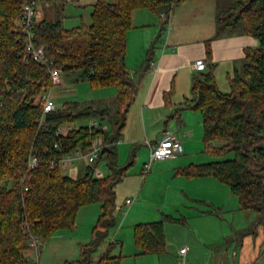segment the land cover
Returning a JSON list of instances; mask_svg holds the SVG:
<instances>
[{
  "label": "trees",
  "instance_id": "trees-1",
  "mask_svg": "<svg viewBox=\"0 0 264 264\" xmlns=\"http://www.w3.org/2000/svg\"><path fill=\"white\" fill-rule=\"evenodd\" d=\"M24 1L0 0V87L5 88L0 104V264H33L25 256L30 233L48 241L59 230L73 229L82 207L97 203L101 212L91 240L82 245L79 259L66 264H122L123 255L112 254L113 241L99 259H93L92 254L117 226L116 186L135 162L131 158L120 163L116 143L122 138L138 92L127 63L132 14L139 9L169 13L187 0H98L92 6L91 23L73 28H65L60 17H37L35 40L47 46L48 56L63 73H78L76 80H86L92 87L116 88V95L109 99L58 104L42 121L44 103L36 98L51 86V79L39 62L24 60V38L16 30ZM232 1L216 16L215 36L244 33L256 37L259 45L245 50L242 68L228 76V91L218 84L215 64L206 63L205 69L194 74L192 97L185 104L201 111L206 150L217 159L187 168L184 174L214 176L227 184L238 197L240 209L257 215L245 233L264 224V0ZM167 22L163 19L162 31ZM161 38L162 33L148 47L142 72L149 68ZM206 43L211 56L210 41ZM92 118L107 121L110 130L94 131L81 123ZM65 123H77L78 127L67 135L58 134V127ZM98 133L112 143L98 161L106 162L108 175L95 177L93 169L86 167L82 176L73 177L61 167H50L51 160L77 146L89 149L91 138ZM32 149L39 154L40 164L31 173L29 190L24 191L21 180L28 172ZM166 221L182 220L165 214L159 221L134 227L140 254L166 252ZM224 246L213 245L216 249Z\"/></svg>",
  "mask_w": 264,
  "mask_h": 264
},
{
  "label": "crops",
  "instance_id": "crops-1",
  "mask_svg": "<svg viewBox=\"0 0 264 264\" xmlns=\"http://www.w3.org/2000/svg\"><path fill=\"white\" fill-rule=\"evenodd\" d=\"M179 5L173 9L171 28L168 30L166 40H163V36L161 38V41L167 44L161 47L159 45L161 41L157 44L155 57L146 71H141V65L152 41L150 44L149 40L141 38L140 33H136L134 45L128 42V66L132 73L139 68V71L136 70V75L133 73L135 80L141 75L140 82H137L136 95V99L140 100V105L135 111L134 118L131 119L135 126L129 128V116H132L131 110L134 106L131 105L130 115L128 114L127 124L121 138L122 140L125 134L128 140L124 138L122 143L120 140L118 147L120 144L126 146L131 140L145 137V144L151 153L148 141L158 143L167 132H170L183 143L184 152L175 159L155 161L154 168L147 173L142 187L138 189L141 178L133 176L136 178L133 182L129 179L130 186L126 191V196L124 200L117 203V226L114 228L116 233L113 237L109 235L107 244L106 239L102 244L107 245V249L109 243L113 241L115 244L112 254L120 255L121 253L124 258L122 264L125 263L126 257H132L133 264L147 263L148 257H142L140 249L133 250L135 246L133 245L134 227L139 223L157 221L142 220L144 218H139L137 215L146 218L159 215L158 211L154 214L143 213V208L149 200L145 194V186L151 178L159 176L164 179L163 190L165 191L163 197L159 199L162 204L159 210L164 212L168 209L166 214L181 219L182 221L177 223L186 229L185 236L187 237L180 245L178 243L171 245L174 253L167 247L166 252L153 255L157 264H180V258L183 256L180 250L184 247H188L184 256L186 264H221L218 261L222 259H224L223 264H264V224H259L253 231L244 233L257 220L256 213L252 210L240 209L238 197L232 193L227 184L218 178L214 176L189 177L184 174L187 168L216 160V158L210 160V158L203 157L205 141L201 111L188 108L185 104L186 100L192 97L193 76L198 71L190 66L201 59L206 63L215 64L218 84L223 91H228V76L235 69L242 68L245 61V50L258 46L259 40L244 33L216 37L217 25L214 21L207 24L198 36L189 35L194 30H179L174 23L176 22L175 17L182 8L181 6L178 8ZM210 5L212 6L210 3L202 8ZM188 6L185 4L184 8L187 10ZM175 9L176 12H174ZM151 18L153 19L152 16ZM131 30L128 33L129 38ZM207 41H210L211 56L207 51ZM136 125L143 129L142 132H136ZM149 126L153 132H150ZM146 161L147 159L144 160L141 174H143ZM82 167L86 168L85 165ZM74 168L77 166L71 167L70 171L73 172ZM63 172L69 175L68 171L63 170ZM132 175L136 174L132 173ZM128 176H130L129 173ZM128 199H133V201L128 204ZM224 222L231 223V230L225 229ZM127 223H131L129 226L131 228H128L130 231L128 238L123 228ZM222 243H225V246L221 249L213 247V245ZM118 246L121 252L114 253Z\"/></svg>",
  "mask_w": 264,
  "mask_h": 264
},
{
  "label": "rangeland",
  "instance_id": "rangeland-1",
  "mask_svg": "<svg viewBox=\"0 0 264 264\" xmlns=\"http://www.w3.org/2000/svg\"><path fill=\"white\" fill-rule=\"evenodd\" d=\"M97 1L98 0H66V1L53 2L46 0H36L37 17L40 19L45 18L48 20H55L58 17L63 18L65 28H73L80 26L81 24H90L92 21L91 19V13L93 8L92 6ZM107 1L116 2L117 0H107ZM181 3H179L180 5L178 4L179 5L178 8H180V6L182 8L178 13V16L175 17L176 22L174 23L176 24L179 30L182 31L194 30L193 32H190L189 35L196 34L198 36L201 30L204 29L207 24H210V22L212 21L216 22V16L218 15V13L230 7L233 4V1L232 0H193V1L187 0ZM210 3L212 4V6L210 5L209 7L202 8L204 5H209ZM185 4L189 5L187 10L184 8ZM176 9L174 10V12H176ZM151 16L153 17V19L151 18ZM163 19L164 18L161 17L160 13L154 12L149 9H140L135 11L132 18L133 26L131 28L132 30L130 29L131 33H130V38L128 37V42L130 41V44L134 45V42H136V39L134 38L136 36V33H140L141 38H146L147 40H149L150 44L151 41L153 42L154 40L157 39L159 33H162L163 40H166V35L168 33L169 26H166L167 29L165 28L166 30L164 32L162 31V27H164L162 26ZM166 44L167 43L164 44V42L161 41L159 45L161 47L163 45L166 46ZM136 70L139 71V68ZM136 70L133 72L135 73V75L137 74ZM140 76L141 75H139L138 78L136 79L138 83L140 82L141 79ZM78 77H79L78 73L75 74L63 73L61 84L56 86L52 90V97L57 102V104L61 105L64 102L71 100L88 101V100L109 99L116 95L115 87H92L91 84L86 80L77 81L76 78ZM133 105L134 106H132V110H131V113L133 112L132 116L128 113L130 115L129 128H133L135 126L132 124L131 119L134 118L135 111L140 105L139 98L136 99ZM88 122L89 120H83L81 123L88 124ZM148 128L150 132H153V130L150 129V126ZM135 130L137 133H139L140 131L142 132L143 129L138 125H136ZM124 138L127 139L125 134L120 143H122ZM128 143L129 144H127L126 146L124 145L122 146V144H120L118 147L120 161L122 164H125L126 162L130 161V159L132 158L135 159V162L128 171L130 176L126 177L123 182L119 183L116 186L117 203L124 200L126 196V191H128L129 189L128 187L130 186L129 179H131V181L133 182L134 179L136 180V178L133 176H137V177L139 176L141 178V181H139L137 186L138 189L142 187L143 180L148 175L145 174L144 171L143 174H141V168L143 166L144 160L147 159L146 162H148L150 157V151L145 144V137L141 139H134V141L131 140ZM206 149H207L206 144L204 142L203 157L210 158V160L216 158L215 156L212 155V153H210ZM231 156L232 155L228 157ZM82 165L83 164H78L77 168H74L73 172L70 171V168L64 169V171L65 172L68 171L69 175L71 176L79 177L85 173V168L82 167ZM154 165L152 168H154ZM99 166L100 169L105 174V176L108 175L109 169L106 165V162L102 161ZM132 173L136 175L131 176ZM163 180H164L163 178L159 176H155L151 178L146 184L145 194L149 197V200L147 201V203L143 208V213L154 214L156 213V211H158L159 215L153 218H146V217H142L141 215H137L139 216V218L140 217L144 218L142 220L159 221L163 219L166 212H168V209L164 211L165 213L159 210L160 208H162V204L159 202V199L163 197V193L165 192L163 190L164 187ZM126 211L127 209L125 210V212ZM100 212H101V206L99 203L84 206L79 210L77 214L76 225L73 229L59 230L55 234H53V236L48 241H40L38 248L39 264H66V262L68 261L71 262V261H75L76 259H79L81 255L82 245H84L85 242L87 243L89 242V240H91L92 231L100 215ZM229 222H231V220ZM130 224L131 223H127L123 227L125 234H127V238L130 236V231L128 230V228L129 229L131 228L129 227ZM230 225L231 223L224 222V227L226 230H231ZM165 229L167 233L168 250L174 253V251L171 250V245L174 246L175 243H178L180 245L181 242L185 240V238L187 237L185 236L187 233L186 229H184L182 225L178 224L175 221H166ZM114 233H116V229L111 230L110 237H113ZM108 240L109 239H106L105 242L106 244L108 243ZM133 242H134L133 245L135 244V246H133V250L135 251L136 249L139 248L136 245L134 235H133ZM102 243L99 246V248L96 250V252H93L92 254V258L95 260H97L100 256H102L104 250L106 249L107 245L104 246V244ZM120 252H121V248L118 246L114 253H120ZM155 254L157 253L141 254V256L148 257V261L146 264H157V262H155V258H154L155 256H153ZM31 262L33 264L36 263L34 262L33 259L31 260ZM124 262H125L124 264H133L132 257H126ZM223 262L224 259L218 261V263L221 264H223Z\"/></svg>",
  "mask_w": 264,
  "mask_h": 264
},
{
  "label": "built area",
  "instance_id": "built-area-1",
  "mask_svg": "<svg viewBox=\"0 0 264 264\" xmlns=\"http://www.w3.org/2000/svg\"><path fill=\"white\" fill-rule=\"evenodd\" d=\"M173 11L169 13L162 12L161 17L168 20L166 26L171 28V18ZM37 18L36 11V0H25L20 12L17 16L16 30L21 33L24 38V60L27 62L33 59L43 65L50 76L51 86L44 92H42L38 100L40 99L44 103L43 115L39 118L40 121L43 120L44 115L48 112L54 111L58 104L52 97V90L56 86L61 84L63 70L58 67L50 59L47 52V46L44 44H37L35 40V21ZM167 28V27H166ZM165 42V41H163ZM194 70H203L206 67V62L204 60H198L190 66ZM4 87H0V104L3 103L4 97ZM89 129L95 130H110V124L99 118L89 119L88 122ZM78 127L77 123H65L58 127V134L67 135L73 128ZM120 142L117 141L118 144ZM150 145L151 153L149 161L145 164L144 173L147 174L152 168V165L157 160L162 159H175L179 157L184 152L183 143L175 138L172 133L167 132L165 136L158 143H148ZM112 145L111 142L107 141L102 133L94 134L91 138L90 148L85 150L82 146L75 147L71 152L62 155L59 159L51 160L50 167L57 168L61 167L62 170L69 169L71 167L77 166L78 164H83L86 167H91L93 169V174L95 177L103 178L105 174L100 169L99 158L102 151ZM58 149V144H55ZM48 152V150H46ZM40 164V156L36 149L30 151L28 157V172L21 180L24 191L29 190L28 182L32 179V171L35 170ZM133 199H128L127 203H131ZM29 248L25 253L28 260L39 261V243L40 240L33 233H30ZM188 251V247H184L180 250L183 255L180 258V264H186L185 254Z\"/></svg>",
  "mask_w": 264,
  "mask_h": 264
}]
</instances>
